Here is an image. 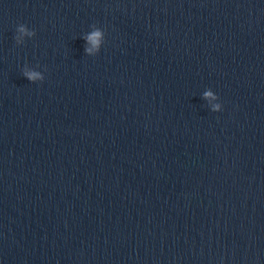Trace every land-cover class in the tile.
Segmentation results:
<instances>
[{"label": "water", "instance_id": "obj_1", "mask_svg": "<svg viewBox=\"0 0 264 264\" xmlns=\"http://www.w3.org/2000/svg\"><path fill=\"white\" fill-rule=\"evenodd\" d=\"M0 264H264V0H0Z\"/></svg>", "mask_w": 264, "mask_h": 264}, {"label": "clouds", "instance_id": "obj_2", "mask_svg": "<svg viewBox=\"0 0 264 264\" xmlns=\"http://www.w3.org/2000/svg\"><path fill=\"white\" fill-rule=\"evenodd\" d=\"M18 32L20 35H17L14 37V39L17 41V43H19L21 41L22 36L26 35V36H34L35 32L34 31H28L27 27L25 25H20L18 27ZM102 37V33L100 31H94L91 35L86 37V40L88 42H90L94 47L98 48L99 42L101 40ZM86 53L91 54L92 49L91 48H86L85 49ZM24 76L29 80L32 81L33 83H35L36 81H42L43 77L40 75V73L35 72V71H25L24 72ZM205 98L206 99H215L216 97H214L212 95V93L206 92L205 93ZM213 111L214 112H219L220 111V107L219 105H216L213 107Z\"/></svg>", "mask_w": 264, "mask_h": 264}]
</instances>
